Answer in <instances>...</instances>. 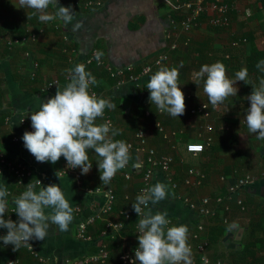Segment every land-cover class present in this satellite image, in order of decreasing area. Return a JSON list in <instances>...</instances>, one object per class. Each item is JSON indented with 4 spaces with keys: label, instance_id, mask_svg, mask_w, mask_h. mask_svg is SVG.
<instances>
[{
    "label": "crops",
    "instance_id": "0c3cea01",
    "mask_svg": "<svg viewBox=\"0 0 264 264\" xmlns=\"http://www.w3.org/2000/svg\"><path fill=\"white\" fill-rule=\"evenodd\" d=\"M0 1V147L14 160L25 162L33 174L42 180L41 186L59 185L73 208L74 216L67 232H60L53 225L44 241L30 240L34 251H31L29 246H22L13 251V245L5 246L0 240V264H8L11 259H17L18 264H74L102 246L107 248L109 258L96 264H124L120 256L134 250L138 243L132 223L112 234H104V230L107 219L121 218L119 209L127 207L134 212L132 203L135 202L142 186L143 172L139 164L144 157L143 150L130 152L126 167L118 170L112 178L111 184L117 194L114 211L108 215L103 214L90 226L92 240H84L77 236L79 222L91 213L102 212L107 203L104 188L108 185L100 180L97 164L100 158L94 150H89L92 167L87 174H82V187L77 184L73 174H58V177V169L67 164L65 158L61 156L55 164L37 162L24 147L22 136L27 128L20 121L30 109L36 110L39 107V100L54 96L57 85L63 86L68 82L65 80L66 70L76 64L68 61L70 52L75 53L79 61L94 48H98L104 53L103 56L109 65H134L135 70L140 69L142 64L166 48V32L176 0H101V5L93 3V6L88 5L92 0H59L60 5L71 6L75 15L73 23L79 21L82 25L80 29L73 31L72 25L65 27L61 20L56 19L46 24L45 32L35 43L12 49L6 45V39L16 32L15 28H18V35H21L27 29L37 27L40 21L38 15L33 14V9L20 8L18 0ZM232 2L234 7L230 14L229 27H212L202 17L199 26L189 34H182L180 41L183 43L173 53L168 64L169 67L179 70L178 84L184 93L185 103L189 106H198L200 103L209 105L211 115L207 118L188 112L173 117L167 112L159 111L154 103H150V93L145 90L151 74L143 76L138 83L121 84L111 76L102 74L103 69L93 67L89 71L97 81L91 88L99 97L116 106L114 109L106 108L113 117L114 128L120 130V134L113 139L133 141L136 132L143 128L149 136L148 146L155 148L158 154H170L174 157L172 174L178 186L174 188L165 174L157 171L153 185L157 181L163 182L167 185L169 196L150 207L153 213L166 211L167 218L171 219L173 225H187L188 244L198 242V239L193 237L194 233L210 240V227L224 223L219 216L199 217L195 210L187 205L186 199L195 202L208 195L214 202L216 197L226 194L229 183L246 175L254 176V181L242 191L246 209L231 203V211L224 212L223 216H228L232 226L224 224L228 229L222 239L217 243L210 241V264H217V260H221L223 264L250 263V259H244L238 251L248 239L252 223L261 220V210L264 207V173L260 171V168L264 169V140H258L256 134L249 133L244 118L245 109L249 106L247 96L252 91V85L236 81L234 86L238 89L237 94L229 96L214 108L203 91V80H200L199 85L193 82L195 73L203 64L216 61L225 65L229 79H235V73L247 67V60L253 48L264 47V1ZM243 3L247 5H242ZM49 11H54V8L50 6ZM5 16H14L12 24H9L10 20L7 21ZM8 24H14L12 32ZM186 39H189V42L184 44ZM236 41L239 43L233 45ZM64 48L68 51H63ZM26 49H30L32 57L26 58ZM227 54L230 55L229 58L226 57ZM34 61L40 64L36 79L30 77ZM54 79L60 80V83L49 89L47 86ZM260 79H264V71L248 73L250 83L258 86ZM227 116H233L237 120L233 119L231 122ZM157 122H162L168 131H178L177 135L171 141L165 140L157 128ZM96 123L101 124L103 121L98 119ZM207 123L214 126L213 131L204 129ZM202 133L213 136L210 147L198 155L188 153L187 144L201 141ZM15 137H18V141ZM191 168L206 175L201 185H187L184 182ZM78 170L81 172L80 168ZM128 170L132 172L131 179L124 176V172ZM1 186H6L18 194L22 191V188L15 184L12 173L7 171L3 175ZM95 188L100 190L93 191ZM7 199L9 203L5 219L10 217L16 221L17 213L11 211L15 206L12 196ZM77 207H80L81 211H78ZM136 216L133 215L135 218ZM198 221H203L208 226L204 232L193 227ZM229 232L231 235L226 237ZM6 234L7 229L0 228V236ZM256 234L259 235V231ZM37 255L44 258L43 263L37 260ZM199 258V253L192 251L193 261ZM251 260H255V264H264V248H259L256 258Z\"/></svg>",
    "mask_w": 264,
    "mask_h": 264
},
{
    "label": "clouds",
    "instance_id": "9594fccd",
    "mask_svg": "<svg viewBox=\"0 0 264 264\" xmlns=\"http://www.w3.org/2000/svg\"><path fill=\"white\" fill-rule=\"evenodd\" d=\"M18 3L20 8L33 9V14L38 15L42 23L59 19L65 27L72 25L73 31L82 26L79 21L73 23L75 15L71 6L60 5L59 0H18ZM50 6L54 11H49ZM103 55L102 51H97L94 58L100 62ZM157 64L158 70L151 74L146 85L150 103H154L161 112L179 117L186 107L184 93L178 84L179 70L160 65L159 60ZM256 67L264 71V60H260ZM66 71L68 82L63 86L57 85L54 96L39 100V107L26 114L30 116L33 130L24 131V147L41 163L55 164L63 156L67 167L80 168L81 174L90 171L89 150H94L100 158L97 161L100 180L108 185L117 171L126 167L130 158L126 142L113 139L120 130L108 122L96 123L97 118L104 116L106 108L114 109L116 106L95 93L90 94V85L97 84V81L91 72L86 71L83 63H76ZM200 80H203V91L214 108L237 94L236 81L251 84L244 118L249 133L256 134L258 140H264V79H260L258 86L250 83L246 67L235 73V79H229L225 65L216 61L200 67L193 82L199 85ZM56 175L59 177L58 171ZM38 185L29 182L26 190L14 198L16 221L10 217L5 219L9 192L6 186H0V228L7 229V234L0 236V240L5 246L13 245V251L22 246L31 247L29 241L32 239L44 241L53 225L60 232H67L74 219L73 208L59 185L41 186L39 180ZM168 196L167 185L157 181L132 203L133 210L141 217L137 225L138 247L135 249V260L139 264H193L188 226L173 225L166 211L153 213L149 207L150 203L156 205ZM202 259L204 264H208L206 256Z\"/></svg>",
    "mask_w": 264,
    "mask_h": 264
},
{
    "label": "built area",
    "instance_id": "2783aa9c",
    "mask_svg": "<svg viewBox=\"0 0 264 264\" xmlns=\"http://www.w3.org/2000/svg\"><path fill=\"white\" fill-rule=\"evenodd\" d=\"M101 0H92L88 2L89 6H93V3L97 5H101ZM233 4L230 0H176L173 4L174 10L177 12L178 16L182 18L180 20L173 18L170 16L169 18V28L166 34V48L157 53L150 61L145 62L142 64L141 68L135 70L134 65H125L122 67H114L107 63V60L104 56L101 57L100 62H97L94 58V53L100 51L98 48H94L83 60H77L75 53L70 52L71 54L68 55V61L71 64L76 63H83L86 67V71H90L91 68H106L110 72V76L115 78L119 83H138L143 76H148L149 74L154 73L158 70L159 65L157 61H160V65L169 66L168 64L172 60V55L175 53L182 45V41H180L182 34L186 35L189 34L190 31L194 30L197 26L201 24V19L204 17L207 20V23L212 27H229L231 25V11L233 9ZM250 11L248 10V15H250ZM48 23V22H47ZM42 23L35 27L29 28L26 33L22 36L17 37H8L6 39V45L8 48L12 49L15 47H23L25 45H30L35 43L41 34H43L46 30V24ZM186 43L189 42V39L185 40ZM239 42L236 41L233 45H237ZM68 51L65 49L63 51ZM74 52V49H72ZM26 58L32 57V52L30 49H26L25 51ZM227 58L230 57L229 54L226 56ZM163 58V59H161ZM39 62H33V70L30 72V77L32 79H36L37 77V69L39 67ZM147 73V74H146ZM65 80L68 81V73L65 76ZM60 80H55L51 82L47 87L50 89L54 87V85L59 84ZM145 90L149 93L148 89L145 87ZM90 93H95L98 97L99 94L91 88L90 85ZM185 112L190 113L191 115H202L204 117H209L211 115L209 105L207 103H200L198 106H189L185 103ZM205 106V107H204ZM149 115V114H148ZM23 119L22 124L27 128L28 131H32L31 128V120L29 116H22L21 120ZM104 122H108L114 128V120L110 113L107 112L105 109L104 116L101 118ZM157 128L162 133L163 138L167 141H171L173 137H175L178 131H168L165 129L160 122H157ZM206 131H213L214 126L207 123L204 126ZM111 134V133H109ZM201 141H192L189 142L186 146V150L190 154H201L205 151V149L211 145L213 136L212 135H203ZM18 141V137L14 138ZM115 140V138H114ZM149 136L145 129H139L135 134V139L133 141L126 142L129 148V153L133 150H143L144 157L139 164L140 170L143 172L142 177V186L139 189L138 195L145 192L149 187L153 186L154 178L156 172L159 170L165 174L167 179L172 182L174 188L178 186V182L174 181V177L172 174V165L175 162V159L170 154H158L157 150L153 147L148 146ZM0 186L3 182V175L5 172L12 173L14 178L15 184L22 188V191L18 194V192H14L12 189H8L9 196H12L14 200L15 197L20 195L23 191L26 190V185L30 182L32 184L38 185V180L41 182V179H36L32 181L33 178V171L30 167L25 164L23 161H16L11 158L7 152L0 147ZM58 174L60 176L73 174L76 177L77 184L82 187L83 180L82 174L78 170V168L72 169L67 167V164L64 168L58 169ZM124 176L126 179L132 178L131 171H125ZM206 175L203 172L197 171L195 168H191L189 170L188 176L185 178V183L187 185H201L205 179ZM254 176L246 175L245 177L238 178L236 181L231 182L227 186V191L225 195H221L216 197L214 202H212L211 197L206 195L203 196L198 201H191L189 198L186 199L188 202L187 205L190 206L192 210H195L199 217H222V222L226 225H231V222L227 215H224V212H230L231 203H235L239 205L243 210L246 209V205L244 199L242 197V191L248 185H250L254 181ZM39 186V185H38ZM87 190L91 191L92 189ZM99 188H95L93 191H99ZM106 191L107 196V203L102 212H94L88 215L86 218L82 219L77 227V236L84 239V240H92V235L90 234L89 227L94 225L95 222L103 216V214H111L114 211V205L116 201V193L113 185L110 183L108 186L104 188ZM151 203L149 204L150 207ZM15 206L11 208V211H14ZM78 211H81L80 207H77ZM147 211V209H145ZM119 214L121 218L119 220H113L111 218L107 219L106 222V229L104 230V234H112L113 232H119L125 229L128 225H130L131 219L133 215H137V213L130 210H120ZM138 216V215H137ZM141 218V217H140ZM170 221L171 219L168 218ZM172 224V221H171ZM193 227L199 229L201 232H204L208 226L203 221H198L193 224ZM138 233V228H137ZM194 238L198 239V242H190L189 245L192 251H196L199 253V260H194V263L204 264L203 257H207L208 264H210V256L208 255V250L210 247V240L206 238L199 237V234L194 233ZM31 251H34L33 246H29ZM37 260L41 263L44 262V258L38 257ZM109 258V252L105 246L99 248V250L93 251L92 253L88 254L84 258L79 261H76L74 264H96L100 262H105ZM120 260L124 264H139L138 260H135V249L132 251H127L120 256ZM217 264H223L221 260H217ZM8 264H18L17 259L9 260Z\"/></svg>",
    "mask_w": 264,
    "mask_h": 264
},
{
    "label": "trees",
    "instance_id": "16d2710c",
    "mask_svg": "<svg viewBox=\"0 0 264 264\" xmlns=\"http://www.w3.org/2000/svg\"><path fill=\"white\" fill-rule=\"evenodd\" d=\"M185 1H188V0H185ZM230 1H231V3H233L232 2L233 0H230ZM0 3H1V1H0ZM255 5H256V3H255ZM172 16L175 19L178 18V20H180L182 18L181 16H178L176 14V12L173 10H172ZM5 18L7 21L10 20L9 24H12V20L15 19L14 16H5ZM9 24H8V28H10V32H12L14 30V24L13 25H9ZM15 30L17 33L13 32L11 34L12 38L17 37V36H22L24 33L27 32L28 29L25 32H23V34H21V35H18V28L17 27L15 28ZM252 39H253V36H252ZM260 60H264V47L263 48L262 47L261 48H253L252 53L249 55L248 60H247V67L246 68L248 69L249 74L261 72V70L256 67V64ZM101 69H103L101 72L102 74H107L109 76L111 75L110 72L106 68H101ZM98 119L101 120V118H97V120ZM227 119H229L232 122L233 119H235V118H233V116L232 117L227 116ZM235 120H237V119H235ZM160 123L163 125L162 122H160ZM0 165H2V164H0ZM36 179H38V176L33 174L32 181H35ZM115 193H116V191H115ZM116 196H117V194H116ZM119 210H128V208L126 207L124 209H119ZM261 215H262V217H261L260 221L252 223L251 229H250V235H249L248 239L246 240V242L243 244L242 249L240 251H238L240 253V255L243 256L244 259H248V260L250 259L249 264H251V263L255 264L256 261L251 260V258L255 259L258 249L264 248V207L261 210ZM139 219H140V217H138V216H136V218L132 217V219H131V223L133 225V230L135 231L136 237H138L137 225H138ZM227 229H228V227L222 223H218L216 225L213 224V227L212 226L210 227V232H209L211 243L212 242L217 243L218 241H220L222 239L221 237L223 236V234L226 232ZM258 231L260 233L259 235L256 234ZM137 241H138V239H137ZM137 245H138V243H137ZM137 245H136V247H134L135 249L138 247Z\"/></svg>",
    "mask_w": 264,
    "mask_h": 264
},
{
    "label": "rangeland",
    "instance_id": "374dc122",
    "mask_svg": "<svg viewBox=\"0 0 264 264\" xmlns=\"http://www.w3.org/2000/svg\"><path fill=\"white\" fill-rule=\"evenodd\" d=\"M179 1H180V0H179ZM183 1H185V0H183ZM242 5H245V6H246L247 3H243ZM260 171L264 173V169H263V168H260Z\"/></svg>",
    "mask_w": 264,
    "mask_h": 264
},
{
    "label": "water",
    "instance_id": "95a60500",
    "mask_svg": "<svg viewBox=\"0 0 264 264\" xmlns=\"http://www.w3.org/2000/svg\"><path fill=\"white\" fill-rule=\"evenodd\" d=\"M230 235H231V233L229 232L226 237H229Z\"/></svg>",
    "mask_w": 264,
    "mask_h": 264
}]
</instances>
